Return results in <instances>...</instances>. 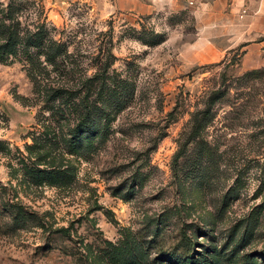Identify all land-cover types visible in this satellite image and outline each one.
Masks as SVG:
<instances>
[{
    "label": "rangeland",
    "instance_id": "374dc122",
    "mask_svg": "<svg viewBox=\"0 0 264 264\" xmlns=\"http://www.w3.org/2000/svg\"><path fill=\"white\" fill-rule=\"evenodd\" d=\"M194 38L170 3L0 0V264H264V67L193 64Z\"/></svg>",
    "mask_w": 264,
    "mask_h": 264
},
{
    "label": "crops",
    "instance_id": "0c3cea01",
    "mask_svg": "<svg viewBox=\"0 0 264 264\" xmlns=\"http://www.w3.org/2000/svg\"><path fill=\"white\" fill-rule=\"evenodd\" d=\"M109 1L120 11L140 16L166 3L188 8L195 32L189 49L193 64L228 59L239 52L242 70L264 67V0Z\"/></svg>",
    "mask_w": 264,
    "mask_h": 264
},
{
    "label": "trees",
    "instance_id": "16d2710c",
    "mask_svg": "<svg viewBox=\"0 0 264 264\" xmlns=\"http://www.w3.org/2000/svg\"><path fill=\"white\" fill-rule=\"evenodd\" d=\"M32 45L33 46H40V43L38 40L36 39H32ZM64 50V45L60 42H57V41H50V43L46 46V49L45 51L43 52L44 56H45V62L48 63V64H51L54 68H58L61 64H63V60L59 59L61 54H63V51ZM37 67H36V71H35V74H36V78L38 79H44V77L46 76V73L43 71L44 69V66L42 65V63L38 60H35V62ZM259 73V70L256 69V70H252L250 72H247L246 75H253V74H257ZM96 79H98V81L96 82ZM95 78H91L88 80V82L90 84H84L83 86L85 87V89H83L85 92H87L88 96L91 97L93 95H95L96 93H98L103 87L106 86V83L104 82V77H99V76H96ZM100 79V80H99ZM53 80H51L50 83H46V85H48V87H45L47 90H48V94L53 97V98H56V97H59L60 96L63 98L64 97V94H66L65 91L68 90L67 87H65L64 84L62 85H56L55 86V83L52 82ZM43 82L45 83V80H43ZM68 98V97H67ZM81 105V104H80ZM83 112H80V114H82ZM208 114V111H206L204 113V115H207ZM91 117H92V114L90 111H87V112H84L83 115H82V120L80 119V121H86L87 124H89L87 127H85L87 130H91L93 129V121H91ZM204 124V119H200L197 121V127L200 129ZM199 129H196V130H199ZM96 131H93L91 132V134H94ZM72 137H73V140L72 142H76L78 141V139L81 138V140H86L88 138H90V136H86L83 138V134H84V131H76L74 130L72 133ZM185 262L187 264H200V262L198 260H195L194 258H188L185 260Z\"/></svg>",
    "mask_w": 264,
    "mask_h": 264
},
{
    "label": "built area",
    "instance_id": "2783aa9c",
    "mask_svg": "<svg viewBox=\"0 0 264 264\" xmlns=\"http://www.w3.org/2000/svg\"><path fill=\"white\" fill-rule=\"evenodd\" d=\"M191 3H193V2H191Z\"/></svg>",
    "mask_w": 264,
    "mask_h": 264
}]
</instances>
